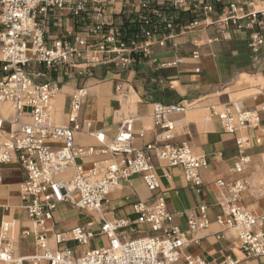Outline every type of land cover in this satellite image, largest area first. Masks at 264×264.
Masks as SVG:
<instances>
[{
  "label": "built area",
  "instance_id": "obj_1",
  "mask_svg": "<svg viewBox=\"0 0 264 264\" xmlns=\"http://www.w3.org/2000/svg\"><path fill=\"white\" fill-rule=\"evenodd\" d=\"M106 2H119L124 11L129 0H0V102L10 106L11 115L0 114V184L4 165L16 162L22 170L19 184L20 207L27 216L29 228L20 235L32 237L36 252L32 255L17 253L13 235L14 220L0 222V264H208L200 257L184 254L188 243L185 233L171 224L163 195L150 202L138 201L133 205L138 220L148 225L153 234L120 240L116 231L129 226L127 219L108 220L103 204L110 190L134 174L142 177L149 191L159 186L158 176L151 164L153 151L157 159L170 166H181L184 180L197 190L202 186L199 171L207 164L203 155L194 154L186 143L171 144L174 123L170 113L185 112L192 101L177 103L156 102L152 118L159 127L158 141L137 148L133 145L132 116L117 122L116 133L108 137L103 130L90 129L91 123L80 120V110L87 87L78 85L70 94L67 125L54 121V100L61 86L50 78L55 69H74L75 78H84L97 64L106 61L125 69L130 64V53L125 46L127 29L105 19ZM183 0H138L139 10L134 12L138 33L146 38L139 51L148 53L149 40L158 29L169 31L175 27L168 9H177ZM64 10L86 32L68 31L48 41L46 27L49 10ZM204 8L209 9V6ZM258 11H251L249 26L264 27V19L255 21ZM242 7L229 5L222 22H236L243 17ZM194 21L192 24H196ZM171 36V33H168ZM264 42L259 30H253L248 46L256 54ZM163 44V39L159 41ZM193 55L196 57L197 52ZM180 59L172 62L176 64ZM264 94V89L262 90ZM209 115L217 116L226 132L257 126L260 120L256 110L239 107L230 109L205 106ZM264 110V102L260 106ZM77 133L93 137L96 146H76ZM244 139H237L242 147ZM97 156H103L97 159ZM248 162L240 157L232 167L241 173ZM218 205L221 212L215 221L232 232L246 256L264 254V214H254L240 204L244 191L249 188L246 178L231 181L219 179ZM264 184V179L259 185ZM264 195V191L258 193ZM68 202L79 210L96 212L100 216V233L108 238V246L85 250L79 256L68 247L52 250L48 242V222L60 203ZM198 218L189 216L190 231L205 229L209 220L205 207H200ZM94 222L74 226L66 232L54 233L56 245L74 241L86 244L93 237ZM238 262L237 259L231 264Z\"/></svg>",
  "mask_w": 264,
  "mask_h": 264
},
{
  "label": "crops",
  "instance_id": "obj_2",
  "mask_svg": "<svg viewBox=\"0 0 264 264\" xmlns=\"http://www.w3.org/2000/svg\"><path fill=\"white\" fill-rule=\"evenodd\" d=\"M231 3L241 6L240 13L244 16L236 22H222ZM106 8L105 19L127 29L125 46L129 50L135 49L129 54L130 64L120 69L103 61L79 80L75 78L74 69L51 71L50 78L61 86L54 100V121L59 125L68 124L70 94L75 87L84 84L87 96L81 106L80 120L90 121V129L103 130L108 137H113L119 119L132 116L133 145L140 148L154 141L162 143L158 139L160 129L152 118L154 103L192 101V107L185 112L168 115L174 123L169 143H186L194 154L203 155L207 164L199 171L202 186L197 190L184 180L181 166H170L151 151V164L158 176L159 188L151 192L141 175L130 176L107 194L103 204L104 217L129 221L128 227L116 231L122 241L151 235L153 232L148 225L138 220L133 205L138 201L150 203L160 194L172 215L171 224L177 225L189 240L184 254L200 257L208 264H231L235 259L238 260L235 264H264V254L246 256L232 232L215 221L221 212L219 188L215 184L219 179L246 178L249 188L243 192L240 204L254 214H264V195H258L264 191V184L259 185L264 179V110H260L264 102V42L256 54L248 46L252 31L259 30L264 37V27L255 25L251 28V17L247 15L251 11L264 10V0H183L177 9L167 10L174 18V29H158L149 40L148 53L136 49L146 41L138 33L139 27L134 21V12L139 10L138 0H129L124 11L119 2H106ZM263 19L264 11L257 14L255 21L259 23ZM194 21L197 23L192 24ZM68 31L86 33L80 22L66 11L51 8L46 39L50 42ZM177 59L181 61L171 64ZM0 105V114L11 115L8 104L0 102ZM206 105H215L218 109L256 110L260 120L257 126L226 132L218 117L209 115ZM237 139H244L242 147H238ZM74 142L81 147L96 146L95 139L86 133H77ZM102 157L97 156V159ZM240 157H246L248 162L241 173H233V164ZM1 174L0 205L6 204L7 208L0 207V222L15 221L17 253L32 255L36 252L33 238L20 235L22 229L30 226L20 207L22 170L18 163L12 162L3 166ZM201 206L205 207L209 225L190 231L187 219L189 216L198 218ZM89 221L94 222L91 229L94 235L86 244L74 241L55 244L54 233L66 232ZM48 229L52 250L68 247L79 256L85 250L108 246V238L100 233L99 214L79 210L68 202L57 205ZM176 264H184V258Z\"/></svg>",
  "mask_w": 264,
  "mask_h": 264
},
{
  "label": "rangeland",
  "instance_id": "obj_3",
  "mask_svg": "<svg viewBox=\"0 0 264 264\" xmlns=\"http://www.w3.org/2000/svg\"><path fill=\"white\" fill-rule=\"evenodd\" d=\"M0 106H1V105H0ZM1 109L4 110L3 106L1 107ZM205 114L207 115V111H205ZM5 205H6V204H5ZM16 233H17L16 229H15V231L13 230V235H14V237H16Z\"/></svg>",
  "mask_w": 264,
  "mask_h": 264
},
{
  "label": "bare ground",
  "instance_id": "obj_4",
  "mask_svg": "<svg viewBox=\"0 0 264 264\" xmlns=\"http://www.w3.org/2000/svg\"><path fill=\"white\" fill-rule=\"evenodd\" d=\"M1 208H3L4 210H6L7 207H5V204H2L0 205Z\"/></svg>",
  "mask_w": 264,
  "mask_h": 264
}]
</instances>
